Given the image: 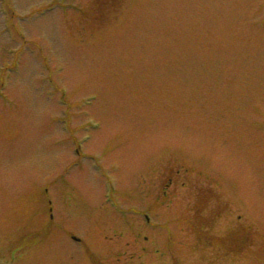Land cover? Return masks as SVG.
<instances>
[{
    "label": "rangeland",
    "instance_id": "1",
    "mask_svg": "<svg viewBox=\"0 0 264 264\" xmlns=\"http://www.w3.org/2000/svg\"><path fill=\"white\" fill-rule=\"evenodd\" d=\"M0 258L264 264V0H0Z\"/></svg>",
    "mask_w": 264,
    "mask_h": 264
},
{
    "label": "water",
    "instance_id": "2",
    "mask_svg": "<svg viewBox=\"0 0 264 264\" xmlns=\"http://www.w3.org/2000/svg\"><path fill=\"white\" fill-rule=\"evenodd\" d=\"M0 264H4V263H1V262H0Z\"/></svg>",
    "mask_w": 264,
    "mask_h": 264
}]
</instances>
